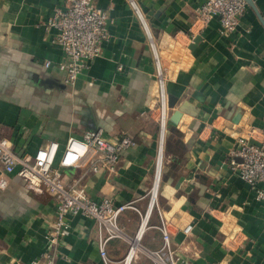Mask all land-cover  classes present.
Wrapping results in <instances>:
<instances>
[{"label":"crops","instance_id":"crops-1","mask_svg":"<svg viewBox=\"0 0 264 264\" xmlns=\"http://www.w3.org/2000/svg\"><path fill=\"white\" fill-rule=\"evenodd\" d=\"M94 1L108 12L109 34L69 84L58 67L68 57L57 28L47 23L65 1L0 0V137L17 153H34L53 139L62 149L70 136L99 127L110 141L135 139L116 172L64 170L66 183L83 175L92 198L135 206L119 216L124 236L107 242L109 264H124L132 245L131 264H155L162 217L181 264H264V198L230 162L240 136L264 140V0L248 4L228 34L220 33L218 17H198L202 0ZM152 42L165 74L169 120L158 202L146 218L161 132ZM55 211L51 194L11 173L0 187V264H43ZM67 219L70 232L53 247L55 264H105L97 221Z\"/></svg>","mask_w":264,"mask_h":264},{"label":"built area","instance_id":"built-area-1","mask_svg":"<svg viewBox=\"0 0 264 264\" xmlns=\"http://www.w3.org/2000/svg\"><path fill=\"white\" fill-rule=\"evenodd\" d=\"M64 1V7H58L47 23L57 28L58 41L68 57L67 60L60 61L58 67L66 73V81L73 84L80 73L102 52L103 41L109 34V15L104 8L96 5L94 0ZM247 6V0H202L197 11L198 17L206 22L218 17L220 33L228 34L236 30ZM147 30L151 36L148 27ZM152 46L157 61L161 132L155 180L150 190L146 218L158 202L169 120V94L166 89L165 74L154 42ZM50 64L51 60L45 61V65ZM135 142V139L127 134L117 141H110L104 137L103 130L99 127L88 130L82 137L70 136L62 149L60 142L53 139L41 145L34 153L26 151L17 153L11 148L7 137H0V164H2L0 187H6L9 183V175L15 173L29 189L39 193L48 192L56 202L55 216L50 220L47 234L51 247L47 248L42 256L43 264L56 263L53 247L70 232L68 214L82 215L97 221L100 253L104 263H110L107 242L111 238L124 236L123 228L119 224V216L126 208H135V206L132 202L116 204L109 196H104L100 200L92 198L88 193L87 185L82 180L83 175L72 176L66 183L64 170L82 168L91 172L100 170L116 172L121 163L122 151L133 146ZM238 142L239 145L232 150L230 159L232 169L248 182L256 190L258 198L262 199L264 198V140L252 141L249 137L240 136ZM159 228L164 242L161 248L151 252L155 264H181V257L172 247L171 232L164 217L161 218ZM192 228V223H189L184 230L189 233ZM133 254L134 245L125 256L124 264H131Z\"/></svg>","mask_w":264,"mask_h":264},{"label":"water","instance_id":"water-1","mask_svg":"<svg viewBox=\"0 0 264 264\" xmlns=\"http://www.w3.org/2000/svg\"><path fill=\"white\" fill-rule=\"evenodd\" d=\"M247 2H248V4H250V5H252V6H255L253 0H247ZM49 82H52V80H49ZM170 104H171V101H170ZM179 117H180V112H179V111L175 112V113H174V117H173V119H174L175 121H178V118H179ZM184 177H185V176H184Z\"/></svg>","mask_w":264,"mask_h":264},{"label":"rangeland","instance_id":"rangeland-1","mask_svg":"<svg viewBox=\"0 0 264 264\" xmlns=\"http://www.w3.org/2000/svg\"><path fill=\"white\" fill-rule=\"evenodd\" d=\"M164 169H165V159H164V166H163V171H164Z\"/></svg>","mask_w":264,"mask_h":264},{"label":"bare ground","instance_id":"bare-ground-1","mask_svg":"<svg viewBox=\"0 0 264 264\" xmlns=\"http://www.w3.org/2000/svg\"><path fill=\"white\" fill-rule=\"evenodd\" d=\"M160 158H161V156H160ZM159 162H160V161H159ZM157 182H158V178H157ZM157 184H158V183H157ZM157 184H156V185H157ZM155 189H156V187H155ZM127 264H128V263H127Z\"/></svg>","mask_w":264,"mask_h":264}]
</instances>
